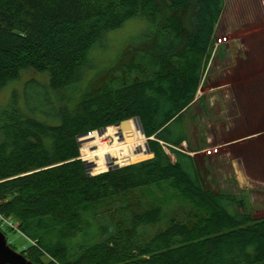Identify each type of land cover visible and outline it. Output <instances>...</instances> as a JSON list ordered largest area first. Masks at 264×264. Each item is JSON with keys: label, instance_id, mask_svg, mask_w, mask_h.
Wrapping results in <instances>:
<instances>
[{"label": "trees", "instance_id": "trees-1", "mask_svg": "<svg viewBox=\"0 0 264 264\" xmlns=\"http://www.w3.org/2000/svg\"><path fill=\"white\" fill-rule=\"evenodd\" d=\"M223 5L0 0V92L27 70L46 77L25 81L21 95L14 90L0 104V216L27 240L20 250L26 258L38 264H264V216L254 218L234 195L205 188L194 155L179 149L186 140L182 119ZM134 18L146 25L132 43L131 61L100 92L84 88L93 49ZM31 87L35 96L25 93ZM134 117L153 158L89 175L78 138ZM133 123L139 140L127 145L130 160L145 152Z\"/></svg>", "mask_w": 264, "mask_h": 264}, {"label": "rangeland", "instance_id": "rangeland-1", "mask_svg": "<svg viewBox=\"0 0 264 264\" xmlns=\"http://www.w3.org/2000/svg\"><path fill=\"white\" fill-rule=\"evenodd\" d=\"M145 25L143 20L134 18L121 28L104 34L100 45L91 52L83 71L82 86L87 85L93 93L100 92L108 87L115 75L120 76V65L133 58L131 50L135 44L132 43ZM202 72L195 99L182 119L186 140L179 149L194 155L205 188L234 195L244 201V209L254 218L263 217L264 135L246 141H232L253 130H264V0H224ZM30 79L39 83L46 81L44 75L27 70L18 80L3 88L0 104H7L14 90L21 95L24 82ZM244 80L252 84L242 86ZM25 93L35 96L38 91L31 87ZM240 97L242 103L238 104L244 109L236 111L234 107ZM108 127L120 129L115 125ZM143 137L148 144L145 133ZM81 138L80 158L89 164L81 154ZM106 139L110 145L113 138L107 136ZM160 143L174 161L175 157L165 142ZM142 194L140 191L135 193L137 198L144 197ZM96 226L93 224L91 233L96 231ZM1 228L17 251L28 244L18 232L5 226Z\"/></svg>", "mask_w": 264, "mask_h": 264}, {"label": "bare ground", "instance_id": "bare-ground-1", "mask_svg": "<svg viewBox=\"0 0 264 264\" xmlns=\"http://www.w3.org/2000/svg\"><path fill=\"white\" fill-rule=\"evenodd\" d=\"M107 136L113 138L110 145H108ZM81 139H83L80 141L81 143L83 141L81 154L89 161L93 173L106 171L113 165H127L128 152L126 145L139 140L132 119L129 121L128 127L123 130H114L112 127H107L100 131H94ZM123 140L128 143H124ZM144 153L135 155L132 159Z\"/></svg>", "mask_w": 264, "mask_h": 264}, {"label": "water", "instance_id": "water-1", "mask_svg": "<svg viewBox=\"0 0 264 264\" xmlns=\"http://www.w3.org/2000/svg\"><path fill=\"white\" fill-rule=\"evenodd\" d=\"M130 120L131 119L122 120L119 123L115 124V126H118L121 130H123V129L128 127ZM132 120L138 122L139 130L141 131L142 134H144L140 119L138 117H134V118H132ZM104 128L98 129L96 131L103 130ZM90 133L91 132H88L82 136L84 137L86 135H89ZM82 136H80L78 138V141L80 140V138ZM145 146H146L145 153L142 154L141 156L137 157V158L131 159L130 163H128V164H135V163H139L141 161H145V160L153 158L154 154L149 150L148 144L145 143ZM83 162H84L86 172L89 175L97 174V173L91 172L90 164H88L85 161H83ZM118 167H121V166L120 165H113L108 170L115 169ZM0 264H38V263L32 262L30 259L26 258L20 251H17L13 247H11L9 245L7 235L0 228Z\"/></svg>", "mask_w": 264, "mask_h": 264}, {"label": "crops", "instance_id": "crops-1", "mask_svg": "<svg viewBox=\"0 0 264 264\" xmlns=\"http://www.w3.org/2000/svg\"><path fill=\"white\" fill-rule=\"evenodd\" d=\"M235 77V76H234ZM238 77V76H237ZM239 82H240V80H239ZM241 82H243V83H241V85L243 86V84L247 87V86H249V85H251L252 83H249V81H241ZM257 85V84H256ZM257 95V94H256ZM260 97V96H259ZM262 99V98H261ZM263 100H264V98H263ZM238 102H241L242 103V98L240 97L239 98V100L237 101V105L234 107V110L236 109V111H239V110H243L244 109V106L242 105V104H238ZM251 104H249L248 105V107L247 108H249V106H250ZM262 135H264V130H260V131H252V132H250L249 134H247V136H243V137H240V138H237V139H235V140H233L232 142L233 143H235V142H240L241 140H243V141H246V140H248V139H251V138H257L258 136L260 137V136H262Z\"/></svg>", "mask_w": 264, "mask_h": 264}, {"label": "built area", "instance_id": "built-area-1", "mask_svg": "<svg viewBox=\"0 0 264 264\" xmlns=\"http://www.w3.org/2000/svg\"><path fill=\"white\" fill-rule=\"evenodd\" d=\"M91 132H93V131H91ZM6 225L11 226L13 228H16V224H13L12 221L5 219V218L0 216V226H6ZM10 242H12V241H10Z\"/></svg>", "mask_w": 264, "mask_h": 264}]
</instances>
